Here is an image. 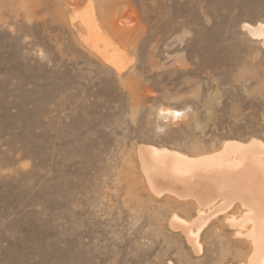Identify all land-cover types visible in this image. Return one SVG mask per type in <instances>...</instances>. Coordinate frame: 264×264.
<instances>
[{"label":"rangeland","instance_id":"obj_1","mask_svg":"<svg viewBox=\"0 0 264 264\" xmlns=\"http://www.w3.org/2000/svg\"><path fill=\"white\" fill-rule=\"evenodd\" d=\"M105 1L120 69L84 40L90 0H0V264L239 263L250 243L224 216L241 210L194 247L171 223L194 207L152 194L136 149L264 142V49L243 28L264 0Z\"/></svg>","mask_w":264,"mask_h":264},{"label":"bare ground","instance_id":"obj_2","mask_svg":"<svg viewBox=\"0 0 264 264\" xmlns=\"http://www.w3.org/2000/svg\"><path fill=\"white\" fill-rule=\"evenodd\" d=\"M90 1L97 6L88 2L90 7L79 15V26L86 31L84 40L90 49L120 69L123 55L114 41L121 37L124 25L109 16L103 7L105 0ZM69 19L71 25L74 24L73 19ZM243 28L251 36L260 38L264 49V23L245 24ZM160 114L164 118L178 117L182 111L166 109ZM136 154L144 182L152 194L165 195L168 200L194 207L196 215L191 221L177 214L171 218L172 225L184 230L194 247L199 246L198 236L208 219L236 207L242 213L239 219L233 215L224 218L236 228L238 236L250 243V255L237 264H264L263 141L256 138L245 142L226 140L219 149L195 155L139 145Z\"/></svg>","mask_w":264,"mask_h":264}]
</instances>
